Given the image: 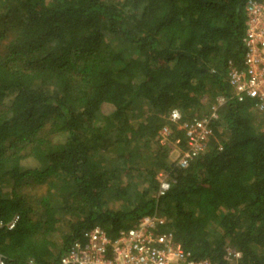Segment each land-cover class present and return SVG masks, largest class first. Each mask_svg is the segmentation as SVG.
<instances>
[{
	"label": "trees",
	"instance_id": "trees-1",
	"mask_svg": "<svg viewBox=\"0 0 264 264\" xmlns=\"http://www.w3.org/2000/svg\"><path fill=\"white\" fill-rule=\"evenodd\" d=\"M246 2L0 0V254L9 264H57L92 228L114 238L146 216L163 217L160 231L194 260L229 264L230 250L236 264H264V109L229 99L204 151L181 169L171 158L176 139L184 146L178 125L231 93ZM159 172L171 182L156 197Z\"/></svg>",
	"mask_w": 264,
	"mask_h": 264
},
{
	"label": "built area",
	"instance_id": "built-area-1",
	"mask_svg": "<svg viewBox=\"0 0 264 264\" xmlns=\"http://www.w3.org/2000/svg\"><path fill=\"white\" fill-rule=\"evenodd\" d=\"M244 12L242 67L229 68L227 82L231 93L228 96L218 95L206 114L183 120L178 125L184 132L183 148L179 147V138L174 141L177 150L174 162L180 169L204 151L211 132L210 123L218 118L219 107L229 99L251 100L254 109H264V0H247ZM168 118L178 123L181 114L172 109ZM170 133L169 127H162L160 144L167 142ZM156 181V197L163 196L171 180L167 173L159 172ZM164 221L160 216L143 217L135 227L119 232L114 238L108 237L98 227L92 228L86 233L85 240L75 241L57 264H212L206 259L190 258L171 232L160 231ZM13 223L10 222L8 228ZM239 257V252L228 251L229 264H236ZM0 264H9L1 254ZM28 264L35 263L30 261Z\"/></svg>",
	"mask_w": 264,
	"mask_h": 264
},
{
	"label": "rangeland",
	"instance_id": "rangeland-1",
	"mask_svg": "<svg viewBox=\"0 0 264 264\" xmlns=\"http://www.w3.org/2000/svg\"><path fill=\"white\" fill-rule=\"evenodd\" d=\"M104 111L107 113L110 111V109L105 108ZM176 156H177V150L175 149V147H173V151L171 152V158L174 160V158H176ZM155 178H156V176H155Z\"/></svg>",
	"mask_w": 264,
	"mask_h": 264
}]
</instances>
